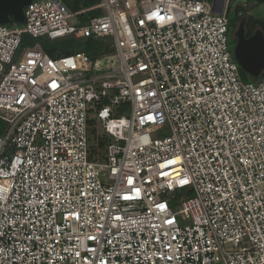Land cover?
Listing matches in <instances>:
<instances>
[{
	"label": "built area",
	"instance_id": "built-area-1",
	"mask_svg": "<svg viewBox=\"0 0 264 264\" xmlns=\"http://www.w3.org/2000/svg\"><path fill=\"white\" fill-rule=\"evenodd\" d=\"M213 1L34 0L0 25V264H264V69L243 81Z\"/></svg>",
	"mask_w": 264,
	"mask_h": 264
},
{
	"label": "trees",
	"instance_id": "trees-1",
	"mask_svg": "<svg viewBox=\"0 0 264 264\" xmlns=\"http://www.w3.org/2000/svg\"><path fill=\"white\" fill-rule=\"evenodd\" d=\"M63 1L72 12H77L81 9H88V8L94 7L97 4H99L101 0H63ZM255 1H256L255 8H258L264 5V0H255ZM246 11L247 10H245V6H235V5L231 6V9L229 12L230 23H229L228 35L230 34L232 30H235V29H238L240 33L243 30L244 26L250 27V28L258 27L261 30V32L264 34V18L255 19L252 16L248 17L246 15L247 13ZM240 14L242 15L240 16ZM99 15H101V11L95 10V11L88 12L86 15L82 16V19L84 21V20L98 17ZM11 24H14V22H12ZM18 24H22V23H18ZM74 42L76 43V45L75 44L73 45L77 46L76 47L77 49H74L73 47H68V49H66L65 51H62L61 56L72 55L76 52L81 51V52L86 53L91 58H97L103 54V52L101 51V48H103V50L105 48V44L99 41L92 40V39H88L84 41L74 40ZM43 49L48 55H50L53 58L61 57L58 52H54L50 49H46L45 46L43 47ZM232 54L234 57L233 52ZM239 69H240V73H241V77L243 81L245 82L256 81V79L252 78L249 74L243 71L241 67H239ZM94 126H95V123L91 122L90 124L91 137L96 133ZM91 142H94V141L91 140ZM92 148H94V146H92ZM100 148L101 149L105 148V141L100 142Z\"/></svg>",
	"mask_w": 264,
	"mask_h": 264
},
{
	"label": "water",
	"instance_id": "water-1",
	"mask_svg": "<svg viewBox=\"0 0 264 264\" xmlns=\"http://www.w3.org/2000/svg\"><path fill=\"white\" fill-rule=\"evenodd\" d=\"M34 0H0V25L25 22L24 9ZM225 0H214L213 11L221 14ZM234 57L239 67L252 78L257 79L264 69V34L258 31L254 36L245 39L238 36Z\"/></svg>",
	"mask_w": 264,
	"mask_h": 264
},
{
	"label": "rangeland",
	"instance_id": "rangeland-1",
	"mask_svg": "<svg viewBox=\"0 0 264 264\" xmlns=\"http://www.w3.org/2000/svg\"><path fill=\"white\" fill-rule=\"evenodd\" d=\"M207 1L208 2H212L213 0H207ZM251 4H248L247 7H245V10H247V9L249 10V12L246 15L249 16V14L250 15L252 14L253 17H255V18H264V6H260V7L255 9V8H253V6ZM254 7H255V4H254ZM19 25H22V24H19ZM233 32H234V30H232L230 32V34L228 35V38H229V50H230L231 53L232 52L235 53V49H236V46H237V43L236 42L234 43V39H233V36H232ZM74 40L78 41V40H76V39H74L72 37H68V38H63V39H59V40H56V41L52 42L50 40H47L46 38H44V39H33L30 36H25L23 45L21 47V50L24 47H26V49H32L37 44H40L42 47L45 46L46 49H50V50H52L54 52H58L59 55L61 56L62 55V51H65L66 49H68V47H73L74 49H77L76 48L77 46L73 45V44L76 45ZM80 41H84V40H80ZM105 49H106V47L104 48V50ZM104 50H103V48H101L102 52ZM0 128L2 129V131L6 132L7 129H8V125L5 124L4 122L0 121ZM169 134H170L169 128L165 127V128H163L161 131H159L157 133V137L161 138V137H165V136H167ZM94 145H95V143L91 142V146H94ZM183 196H185V193L181 192V193H178L177 198H180V197H183ZM175 207H176V204L174 205V208Z\"/></svg>",
	"mask_w": 264,
	"mask_h": 264
},
{
	"label": "crops",
	"instance_id": "crops-1",
	"mask_svg": "<svg viewBox=\"0 0 264 264\" xmlns=\"http://www.w3.org/2000/svg\"><path fill=\"white\" fill-rule=\"evenodd\" d=\"M255 3H256V1H255ZM255 3H252L251 5L253 6V8H255L254 7V4ZM235 4V3H234ZM235 6H240V5H238V3L237 4H235ZM262 6H264V5H262ZM245 7H247V6H245ZM256 9V8H255ZM247 13L249 12V10L247 9V11H246ZM246 13V14H247ZM244 14V13H243ZM242 14H240V16H241ZM248 16V15H247ZM249 16H252L253 17V15L251 14H249ZM248 16V17H249ZM253 18H255V17H253ZM255 19H261V18H255ZM258 31H261L258 27H255V28H250V27H246V26H244V28H243V30L239 33V30L238 29H235L234 30V32H233V34H232V36H233V39H234V43L236 42V43H238L239 41H240V39H239V37L238 36H242V37H244L245 39H249V38H251L252 36H254ZM260 77V76H259ZM258 77V78H259ZM257 78V79H258ZM256 79V80H257Z\"/></svg>",
	"mask_w": 264,
	"mask_h": 264
},
{
	"label": "snow or ice",
	"instance_id": "snow-or-ice-1",
	"mask_svg": "<svg viewBox=\"0 0 264 264\" xmlns=\"http://www.w3.org/2000/svg\"><path fill=\"white\" fill-rule=\"evenodd\" d=\"M155 15L159 18V19H161V20H163L164 18L163 17H161L160 15H159V13L157 12V13H155ZM150 19L152 18V17H149ZM168 19H171V17L169 16L168 17ZM53 87H56L57 85H55V84H53L52 85ZM149 119H153V117H148ZM169 163H176V161H170ZM161 167H165V165H161ZM187 181H182V183H186ZM133 183V180L131 179V178H129L128 179V184H132ZM136 192H137V195H139V189H137L136 190ZM126 199L128 198V197H125ZM158 207L159 208H161V209H163V208H165V205H163V204H160V205H158ZM169 223H172V221H168Z\"/></svg>",
	"mask_w": 264,
	"mask_h": 264
},
{
	"label": "flooded vegetation",
	"instance_id": "flooded-vegetation-1",
	"mask_svg": "<svg viewBox=\"0 0 264 264\" xmlns=\"http://www.w3.org/2000/svg\"><path fill=\"white\" fill-rule=\"evenodd\" d=\"M234 3H238L240 6H247L248 4L255 3V0H233L232 5H235Z\"/></svg>",
	"mask_w": 264,
	"mask_h": 264
},
{
	"label": "clouds",
	"instance_id": "clouds-1",
	"mask_svg": "<svg viewBox=\"0 0 264 264\" xmlns=\"http://www.w3.org/2000/svg\"><path fill=\"white\" fill-rule=\"evenodd\" d=\"M236 61V60H235ZM238 64V63H237ZM239 66V65H238Z\"/></svg>",
	"mask_w": 264,
	"mask_h": 264
}]
</instances>
